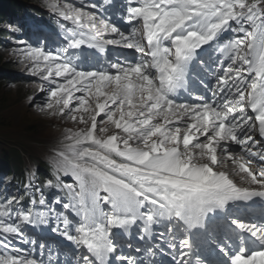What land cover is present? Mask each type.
Masks as SVG:
<instances>
[{
	"label": "snow or ice",
	"instance_id": "obj_1",
	"mask_svg": "<svg viewBox=\"0 0 264 264\" xmlns=\"http://www.w3.org/2000/svg\"><path fill=\"white\" fill-rule=\"evenodd\" d=\"M262 5L264 0L252 3L246 0H142L140 6L134 7L129 0L127 22L139 24L142 21V29L133 26L125 35L113 23L98 18L95 12L73 8L71 4L61 9L52 3L53 12H59L77 27L59 25L64 42L55 53L40 47H27L22 55L24 60L32 61L28 69L31 74L47 73L43 75L47 81L54 73L55 77H62L65 81L48 92L49 101L44 107L64 114L66 109L71 110L74 100L77 103L75 111L80 113L79 120L85 128L76 133L75 142H91L92 146L84 147L74 161L63 153L58 154L54 160L57 169L70 172L79 183V191L72 196L78 203H62L60 197L54 198L53 203H62L63 209L75 211L77 215L79 210H83V219L87 223L76 227V234H71V222L63 212L54 208L35 214L31 210L18 211L16 220L37 227L48 226L52 233L72 242L77 249L75 264H112L110 257L120 246L118 233L113 229L130 233L133 228H138L142 237L153 238L156 235L154 228L168 225L164 231L171 238L179 231L181 220L194 224L204 217L211 205L223 206L226 200L235 198L245 201L255 196L264 198V190H245L242 193L237 189L230 192L212 190L210 185L215 177L209 174L205 178L208 170L191 162L193 148L199 149L203 156L216 152L221 142H225L227 150L228 141L242 146L252 145L250 151L260 154L253 150L252 133L256 125L247 116L246 105L256 113L259 136L264 137ZM96 7L92 5V8ZM96 19L103 22L98 36L111 33L119 37L107 40L106 45H124L139 54L134 64L124 66L117 62L93 70L79 66L77 57L81 63L82 58L72 55V50L84 48L86 44L77 29L91 31ZM233 21L236 27H233ZM246 24L251 25L250 31ZM225 31L244 33V36L227 48V51L235 53L229 57L232 63L227 68H214L218 57L213 53ZM95 47L101 53L106 52V46L97 44ZM249 76L252 77L251 82ZM213 80L214 84L211 83ZM198 81L202 85L201 94L193 97ZM76 91L85 95L75 97L73 93ZM207 92L211 93V102H207L203 94ZM182 94L202 102L191 103L188 99L181 102ZM92 101H95L94 107ZM110 104L113 110H109ZM101 113L106 115V121H102L103 126L99 128L102 135L97 136L94 133L97 116ZM185 118L192 121L186 129L171 127L173 121L180 122ZM108 125H114L124 135L110 134L105 138L103 134L108 133ZM200 136L205 137V142H198ZM113 154L121 161L113 158ZM29 180H32L31 175ZM45 186H53V181L48 180ZM56 186L72 192V185H61L59 178ZM40 191L35 184L25 186L26 194L33 197ZM22 201L23 197L17 199L13 196L7 204L11 208ZM45 203L41 193L39 204L44 206ZM257 213L264 216V208L258 209ZM0 216H11V213L0 212ZM173 218L176 220L174 225ZM52 219L56 220V226H52ZM60 223H63V228ZM231 223L235 225L236 221ZM205 228L209 238L201 239V244L205 249L214 246L226 264H257L260 258H264V250L249 254L248 242L252 247L264 249V234H257V225L240 223L239 228L245 230L251 240L248 241L242 233L238 241L229 239L227 243L215 239L207 225ZM2 231L18 234L27 241L20 223H7ZM44 248L45 245L41 244L39 258L0 256V264H53L51 256L43 259ZM34 250L35 241L29 254ZM138 251H144L146 256H155L153 248ZM171 251L172 264H198L200 259L199 253L192 249L190 235L179 241L173 239ZM117 260L123 262L125 257L119 256ZM127 264L140 262L128 259Z\"/></svg>",
	"mask_w": 264,
	"mask_h": 264
},
{
	"label": "rangeland",
	"instance_id": "obj_2",
	"mask_svg": "<svg viewBox=\"0 0 264 264\" xmlns=\"http://www.w3.org/2000/svg\"><path fill=\"white\" fill-rule=\"evenodd\" d=\"M73 1L76 0H39L38 2L48 7L47 11L51 12L52 3H56L61 9H64L66 4H71L75 8L72 3ZM76 3L79 5L80 1ZM56 13L58 14L59 12ZM54 17L57 18L58 16L54 13ZM2 24L7 28L8 24L6 22L3 21ZM46 39L48 38L43 37L40 42L37 41V47L42 49L46 46L48 47V40L46 41ZM12 41L14 42L13 46L0 47V57L12 61L10 67L6 69L8 76L14 74V72L16 76L14 78L12 76L9 79L5 75L9 81H6L0 86V156L7 150L18 149L19 152L20 150L23 152L26 151L35 160L39 161L44 152L53 163L60 153H63L69 160L74 161L75 156L84 147H87L86 144L92 146L90 145L91 142H84L83 144H77L75 142L76 133L85 128V125L79 120L80 113L75 111L77 108L76 101L74 100L70 105L71 110L66 109L64 114H60L57 110H49L44 107L49 101L48 92L56 84L64 83L65 81L62 77H55L54 73L51 80L47 81L43 79V75H47V73H42L41 75L31 74L28 69L31 67L32 61L24 60L22 55L23 49L27 48L26 44L22 42L23 40L16 41L13 39ZM45 41L46 45H44ZM57 43L58 38L55 39L54 46ZM41 66L43 67V62H41ZM21 74H24L26 77L23 82L18 80L17 82H11L15 78L19 79V75ZM41 89H44V91H41ZM73 95L79 97L85 95V93L76 91ZM92 106H95V101H92ZM109 110H113L111 104L109 105ZM73 116L76 119H73ZM102 121H106V115L104 113L97 116V129L94 133L97 136L102 135L99 132V128L103 126ZM88 126H91L90 123ZM110 134L124 135L122 130L116 129L114 125H108V133L103 135L106 138V135ZM199 154L197 151L194 157H192L195 163L205 161V155L201 157ZM225 167H227V164L221 159L217 169ZM239 174L240 172L238 173L237 180L242 182L243 179H240ZM7 223L4 220L0 221V231H2L3 226ZM8 236H11V234L1 233L0 244L5 242ZM19 248L16 247V250ZM8 255H11V253L0 252V256L7 257Z\"/></svg>",
	"mask_w": 264,
	"mask_h": 264
},
{
	"label": "trees",
	"instance_id": "obj_3",
	"mask_svg": "<svg viewBox=\"0 0 264 264\" xmlns=\"http://www.w3.org/2000/svg\"><path fill=\"white\" fill-rule=\"evenodd\" d=\"M28 2L37 4L38 0H0V47L8 45V36L11 35V33L8 31V28L3 26L2 22H6L8 24V21H12L15 17H19L21 15H25V12L30 13H37L39 12L38 9H36L32 5H25L23 2ZM12 61L10 59H4L0 57V86L3 85L6 81L8 82V78L5 77V75L8 76V72L6 71L7 68L10 67V63ZM14 74L9 75V79ZM17 78H15L12 82H17ZM19 150H13L11 151L7 150L3 154V156L10 155L13 157V159H17V162H20L19 158Z\"/></svg>",
	"mask_w": 264,
	"mask_h": 264
},
{
	"label": "bare ground",
	"instance_id": "obj_4",
	"mask_svg": "<svg viewBox=\"0 0 264 264\" xmlns=\"http://www.w3.org/2000/svg\"><path fill=\"white\" fill-rule=\"evenodd\" d=\"M21 75H23V74H21ZM14 77H16L15 72H14V75L12 78H14ZM18 81L21 82V79L19 78ZM186 128L187 127H185L184 129H186ZM220 149L223 150L224 147L222 146ZM219 157L222 159V161H224L225 164H227V167L223 168V170L228 172V174L233 179L237 180L238 175L234 172V169H238V171H239V168L241 166V163H240L241 158L239 156H236V155L234 156L230 151H228L226 153H224V152L220 153ZM3 158H6V161L1 160ZM17 161H18L17 159H13V157L10 155H6V156L1 155L0 156V164H1L0 165V181L2 178H6L7 176L13 175L17 171V169H18L17 167L20 165L19 163H17ZM202 165H203L202 168L208 169V166L206 164H202ZM242 168L244 169L245 166L243 165ZM242 174L244 175L245 173L242 172L240 175H242ZM243 185H244V183H243ZM251 187H257V186L251 184ZM235 199L237 200L238 198H235Z\"/></svg>",
	"mask_w": 264,
	"mask_h": 264
}]
</instances>
